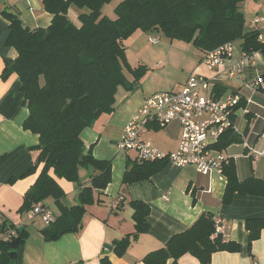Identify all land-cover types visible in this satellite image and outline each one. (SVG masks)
Wrapping results in <instances>:
<instances>
[{
  "label": "crops",
  "instance_id": "0c3cea01",
  "mask_svg": "<svg viewBox=\"0 0 264 264\" xmlns=\"http://www.w3.org/2000/svg\"><path fill=\"white\" fill-rule=\"evenodd\" d=\"M122 1L112 0L101 8V14L114 19V10ZM239 6L246 27H250L255 19L264 18V0H244ZM3 11L16 14L23 27L28 29L47 28L52 16L43 10L42 0H0V223L26 227L28 235L20 248L17 262L10 264H143L146 255L161 249L172 236L187 230L202 213L218 216L222 225V240L237 246L233 250L213 253L208 264H264V226L260 231L255 229L258 236L252 241L249 252V231L246 228L249 219L264 222V197L235 194L230 204H222L226 187L222 172L212 170L198 173L192 166L176 168L166 163L160 172L148 180L122 184L128 164L137 157L133 151H120L117 145L130 118L152 93L145 92L142 83L148 72L134 83L131 91L120 88L113 112L100 116L81 133L86 151L95 159L111 162V181L100 192V202L85 208L81 229L77 233L67 234L52 242L44 241L40 233L45 228L43 222L36 218L28 223L25 221L26 213L19 212L25 193L36 179V175H22L33 165L36 156L33 148L39 140L38 135L23 127L28 117V104L20 91L18 76L12 73L6 79L2 78L5 67L17 57L14 48L6 43L9 23L2 16ZM81 12L71 8V19L76 20ZM142 33L137 31L129 39L132 41ZM174 42L180 41L153 50L151 61L159 59L167 68L170 60L180 59L183 64L185 62L190 76L206 79L202 95L220 100L232 95L240 97V106L233 118L234 128L223 139L219 138L226 144L219 152L226 157V164H234L239 181L253 178L264 183V156L255 158L251 155L264 150L263 56L257 52L246 55L241 50L240 42H235L225 62L208 69L203 63L202 52L196 54V49L193 52L189 47L192 45L184 42L174 45ZM174 46L183 53L181 56L174 53V50L178 52ZM174 55L178 58L171 57ZM126 58L129 63L127 54ZM141 62V65H151ZM157 65L151 66L155 69ZM125 75L129 82L133 81L130 74ZM257 79L262 80L260 86H248ZM180 133L181 127L177 121L162 129L149 123L140 139L150 142L163 153H171L177 150ZM79 173L82 182L90 174L84 169ZM11 179H15L13 183H9ZM60 184L65 193L62 204L68 208L76 205L78 186L66 181H60ZM117 197H122V203L119 209L113 210L112 203ZM132 201H140L149 207V230L140 234L126 252L118 256L114 243L134 233L133 210L129 206ZM44 204L56 212L52 200H46ZM167 264H171V261ZM177 264L201 263L194 256L184 254Z\"/></svg>",
  "mask_w": 264,
  "mask_h": 264
},
{
  "label": "trees",
  "instance_id": "16d2710c",
  "mask_svg": "<svg viewBox=\"0 0 264 264\" xmlns=\"http://www.w3.org/2000/svg\"><path fill=\"white\" fill-rule=\"evenodd\" d=\"M111 1L42 0L43 10L52 16L44 29L25 28L16 14L2 12L9 23L6 43L17 53L15 60L5 67L2 78L12 73L18 76L20 91L28 104L23 127L38 135L39 140L33 148L36 153L33 165L22 175H36V179L25 193L19 212L27 214L38 204L51 212L53 222L43 223L45 228L40 232L46 242L77 233L85 208L100 202V192L111 181V162L95 159L86 151L81 133L100 116L113 112L120 88L131 91L134 83L148 72L145 65L132 67L126 58L123 44L135 32L190 44L203 57L225 44L240 42L243 53L257 52L264 58V45L258 41L256 31L245 25L239 6L244 0H123L114 10L115 18L110 19L101 14V8ZM71 8L82 11L76 20L70 17ZM126 73L132 76V82L127 80ZM239 106L240 100L231 109L232 122ZM221 141L214 147L218 151L226 145ZM165 165L163 161L136 158L128 164L122 184L148 180ZM81 169L90 172L85 182L80 177ZM222 173L226 179L222 204H230L235 194L264 197V183L253 178L239 181L232 162L223 165ZM60 181L78 186L76 205L68 208L62 204L65 193ZM49 199L56 212L44 204ZM129 206L133 210L134 233L114 243L118 256L149 230V207L140 201H132ZM217 218L220 219L202 213L187 230L146 255L143 264H167L168 261L177 264L184 254L208 264L213 253L233 250L235 245L224 242L223 232L216 231ZM263 223L260 219L246 221L248 252L258 236L256 230L260 231ZM27 236L26 227L0 223V264L17 262Z\"/></svg>",
  "mask_w": 264,
  "mask_h": 264
},
{
  "label": "built area",
  "instance_id": "2783aa9c",
  "mask_svg": "<svg viewBox=\"0 0 264 264\" xmlns=\"http://www.w3.org/2000/svg\"><path fill=\"white\" fill-rule=\"evenodd\" d=\"M251 30L256 31L257 39L264 45V18L251 22ZM150 43L156 44L158 37H150ZM232 44H225L214 51L206 53L203 63L208 69L222 65L230 56ZM207 84L206 79L191 75L176 90L153 94L146 98L137 112L130 118L124 128L123 137L117 147L120 151H133L141 161H163L176 168L192 166L198 173L220 171L227 163L223 153L214 148L220 136L233 128L231 109L238 105L240 97L229 96L220 100L202 95ZM261 79L248 86H260ZM173 121L181 127L177 150L163 153L153 147L150 142L140 139L149 123L157 128H165ZM253 157L264 156V150L253 152ZM122 197H117L112 203L116 210ZM40 217L44 224L53 222L52 214L41 205H35L25 216V221ZM216 231L221 232V220L215 219ZM13 235V232H10Z\"/></svg>",
  "mask_w": 264,
  "mask_h": 264
},
{
  "label": "rangeland",
  "instance_id": "374dc122",
  "mask_svg": "<svg viewBox=\"0 0 264 264\" xmlns=\"http://www.w3.org/2000/svg\"><path fill=\"white\" fill-rule=\"evenodd\" d=\"M115 18V13H114ZM148 37H158L159 43L157 45H153L148 41ZM181 42H174V45H180ZM124 48L126 50V54L129 59V64L132 67H136L138 64H142L141 61L147 62V64H151L155 66L157 65V68H153V66H146L148 68V74L146 77L142 80V83H144V91L145 92H152L147 97H150L153 94L161 93V92H167L175 89L177 86H180L184 83L186 78L190 76L189 69L187 68L185 62H183L180 59L170 60V64L166 66L163 64V61L157 59L154 61L152 60V51L157 50L161 47H167L170 45V41L165 39L163 36L155 35V34H138L137 37L131 41V39L124 42ZM176 47V46H174ZM191 51L193 50L192 46H189ZM139 48V49H137ZM178 52L174 50V53L181 56L183 53H180L178 47ZM194 53L201 54L200 51L196 50ZM171 57H177V55L171 56ZM196 59L195 55L193 57ZM140 64V65H141Z\"/></svg>",
  "mask_w": 264,
  "mask_h": 264
}]
</instances>
